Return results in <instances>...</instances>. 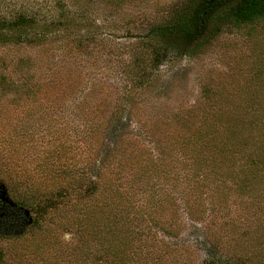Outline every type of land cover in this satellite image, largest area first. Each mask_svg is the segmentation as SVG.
<instances>
[{"label": "rangeland", "instance_id": "1", "mask_svg": "<svg viewBox=\"0 0 264 264\" xmlns=\"http://www.w3.org/2000/svg\"><path fill=\"white\" fill-rule=\"evenodd\" d=\"M191 1L0 0V264H264V0Z\"/></svg>", "mask_w": 264, "mask_h": 264}, {"label": "trees", "instance_id": "2", "mask_svg": "<svg viewBox=\"0 0 264 264\" xmlns=\"http://www.w3.org/2000/svg\"><path fill=\"white\" fill-rule=\"evenodd\" d=\"M253 0H192L186 12L174 22L155 27L156 33L166 39V43L172 48L187 51L205 34L209 28L210 20L216 18H229L234 16L243 6ZM33 21L30 15L20 12L14 19L15 24H23ZM11 74L5 75L11 79ZM12 80V79H11ZM11 83V81H10ZM11 96L0 98V110H10L4 105H11ZM17 220L18 214L15 215ZM5 221L9 222V217Z\"/></svg>", "mask_w": 264, "mask_h": 264}]
</instances>
